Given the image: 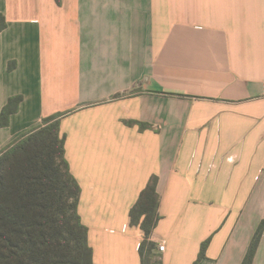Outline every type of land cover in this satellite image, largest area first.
I'll return each mask as SVG.
<instances>
[{
  "label": "crops",
  "instance_id": "1",
  "mask_svg": "<svg viewBox=\"0 0 264 264\" xmlns=\"http://www.w3.org/2000/svg\"><path fill=\"white\" fill-rule=\"evenodd\" d=\"M0 13V113L23 97L0 151L63 113L94 264H141L129 213L152 175L163 264H194L209 237L198 264H241L264 218V0H0Z\"/></svg>",
  "mask_w": 264,
  "mask_h": 264
},
{
  "label": "trees",
  "instance_id": "2",
  "mask_svg": "<svg viewBox=\"0 0 264 264\" xmlns=\"http://www.w3.org/2000/svg\"><path fill=\"white\" fill-rule=\"evenodd\" d=\"M6 26L0 13V32ZM22 99L11 97L2 108L1 127L10 124ZM62 115L45 117L43 125L0 151V264H94L89 229L78 211L81 186L65 155ZM158 181L157 175L151 176L129 213V225L140 229L141 264H163L152 240L162 218ZM263 234L264 218L241 264L254 263ZM210 241L211 237L202 243L194 264L207 256Z\"/></svg>",
  "mask_w": 264,
  "mask_h": 264
},
{
  "label": "built area",
  "instance_id": "3",
  "mask_svg": "<svg viewBox=\"0 0 264 264\" xmlns=\"http://www.w3.org/2000/svg\"><path fill=\"white\" fill-rule=\"evenodd\" d=\"M262 93L264 94V79L262 81ZM158 246H159V251H164L165 245L163 243H160Z\"/></svg>",
  "mask_w": 264,
  "mask_h": 264
}]
</instances>
